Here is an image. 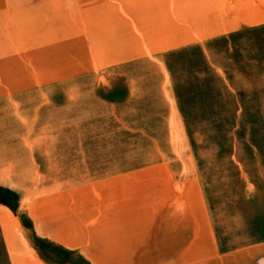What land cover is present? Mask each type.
Masks as SVG:
<instances>
[{"label": "rangeland", "instance_id": "rangeland-1", "mask_svg": "<svg viewBox=\"0 0 264 264\" xmlns=\"http://www.w3.org/2000/svg\"><path fill=\"white\" fill-rule=\"evenodd\" d=\"M218 5L0 0L2 33L43 55L42 82L0 99V188L18 197L0 191V264L15 220L17 264L41 259L35 238L89 264H197L196 245L264 243V29H182V11Z\"/></svg>", "mask_w": 264, "mask_h": 264}, {"label": "crops", "instance_id": "crops-1", "mask_svg": "<svg viewBox=\"0 0 264 264\" xmlns=\"http://www.w3.org/2000/svg\"><path fill=\"white\" fill-rule=\"evenodd\" d=\"M216 2L219 4L218 7L210 8L205 14L199 12L198 9L188 10L185 13L182 11V29L188 25V28L192 29L196 35L203 40H209L244 29L264 26V0H216ZM6 26L5 23L3 26L0 24V99L11 98L23 91L36 88L38 83L43 80L41 49L37 48L36 44L34 48H28L26 42L18 36L11 38L4 35L2 31ZM187 33L189 31L182 34L186 35ZM187 35L186 37H190ZM185 39L182 36V41ZM188 39L199 44L193 38ZM186 41L188 40L186 39ZM15 226L18 229L16 220L13 228H10L9 231L3 229L9 244L8 251L12 264H17L15 259L18 258L15 254L14 242L11 241V234L14 232ZM60 242L58 245L72 251L77 257L82 259L90 257L87 251L82 250V247L69 246L65 240ZM188 242H195V240L192 238V241L189 239ZM194 254L197 264H264V243L244 248L237 253H220L216 246L209 242L207 247L203 244L196 245ZM23 259L24 263L22 264H48L36 257L32 249L30 256Z\"/></svg>", "mask_w": 264, "mask_h": 264}, {"label": "trees", "instance_id": "trees-1", "mask_svg": "<svg viewBox=\"0 0 264 264\" xmlns=\"http://www.w3.org/2000/svg\"><path fill=\"white\" fill-rule=\"evenodd\" d=\"M260 29H264V26L260 27ZM234 36H237V34H232L229 36V38H233ZM221 41H227L226 38H222ZM197 52L199 55H201L202 57V63L205 67H207V69H209V71L213 72V70L211 69V67L206 63V61L204 60V57L202 56V53L200 51L199 48H196ZM167 67L169 70H171L170 66L167 64ZM217 81H219L221 84L222 82L216 78ZM223 88H225V86H223ZM182 115L185 117V114L182 112ZM256 148L259 147L257 146V144H253ZM0 191H3L6 195L10 196V197H13V199L15 200V204L17 205V200H18V197H17V194H15L14 192L8 190V189H5V188H0ZM6 205L13 211L15 212L16 211V205L15 206H12L10 203H6ZM28 228H32V225L31 223L27 226ZM35 242L37 243V245H35V248L40 256V258L48 263V264H73L72 262V258L74 256V253L72 251H69L59 245H55L53 244L52 242H49L47 240H42V239H39V238H35ZM38 244H42L48 248H50L54 253V259H51L49 258L46 253L39 247ZM80 262V264H89L88 262H86L85 260L79 258L78 260Z\"/></svg>", "mask_w": 264, "mask_h": 264}, {"label": "bare ground", "instance_id": "bare-ground-1", "mask_svg": "<svg viewBox=\"0 0 264 264\" xmlns=\"http://www.w3.org/2000/svg\"><path fill=\"white\" fill-rule=\"evenodd\" d=\"M1 214V218H2V221L3 222H5V224L7 223V218H9L8 216H9V214L8 213H6V212H2V213H0ZM11 220V219H10ZM1 221V220H0ZM10 221H8V223H9ZM1 224H3L2 222H1ZM4 224V225H5ZM10 225V224H9ZM8 225V226H9ZM7 226V225H6Z\"/></svg>", "mask_w": 264, "mask_h": 264}]
</instances>
